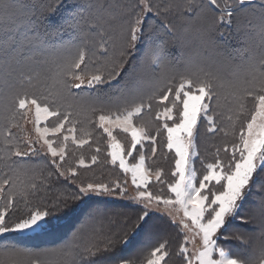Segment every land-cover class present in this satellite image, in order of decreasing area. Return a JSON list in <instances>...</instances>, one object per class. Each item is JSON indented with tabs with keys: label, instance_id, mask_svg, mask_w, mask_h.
Segmentation results:
<instances>
[{
	"label": "snow or ice",
	"instance_id": "6c2138e0",
	"mask_svg": "<svg viewBox=\"0 0 264 264\" xmlns=\"http://www.w3.org/2000/svg\"><path fill=\"white\" fill-rule=\"evenodd\" d=\"M205 132L226 138L211 161ZM101 165L117 174L82 178ZM93 197L134 212L25 243ZM154 219L119 264H264V0H0V264H106Z\"/></svg>",
	"mask_w": 264,
	"mask_h": 264
},
{
	"label": "trees",
	"instance_id": "16d2710c",
	"mask_svg": "<svg viewBox=\"0 0 264 264\" xmlns=\"http://www.w3.org/2000/svg\"><path fill=\"white\" fill-rule=\"evenodd\" d=\"M72 2L73 0H66V3L69 5H71ZM106 2H110V0H106ZM150 21L151 23H155V21H152V20ZM157 36L160 39L166 38L163 36V34H160V33L154 34V38ZM64 39H67V34H65ZM221 44L224 46L226 54H229L231 56H237V57L241 55V53L238 50L241 47H243V45L240 42H238V40L235 38V33L233 32L231 28L226 29V34L221 39ZM168 52L170 56L173 57L174 59L179 58L181 56V49L176 44H169ZM217 136H219V138H216L218 142L223 143L224 140L226 139L223 136V134H220ZM201 139H202V136H201ZM227 139H231V137L229 136L227 137ZM200 150H201V147H200ZM202 158L206 160L208 159L206 156ZM157 162H159L160 164L159 166L164 167L165 170H167V168L169 167V163L164 160H161V161L159 160ZM196 166H197L198 174L203 171V169L200 170L201 169L200 164L199 165L197 164ZM106 169L111 171L110 176L97 175V173L94 170L89 171V172H93L92 173L93 179H99V178L107 179V178H110L112 175L117 174L115 172V169H110L108 166H106ZM89 175L90 174L85 173L84 176H82V178L89 179ZM58 184L66 185V182L59 181V182L54 183L52 185V191L46 194L49 199L54 198L58 194V187H57ZM78 202L79 201L71 203L67 209L63 210L61 213L57 214L56 216H53L59 219L65 218V220H68V222L57 225L53 227L52 229L50 228V231L47 235H41L40 237H37L36 240L42 239L39 242L45 244L46 246L47 244L49 245L59 244L61 242L69 240L72 236V233L88 218L89 214L93 213L95 210H102L105 214V217L111 218L115 224H119L120 221L125 216L132 215L134 212V208L130 206L128 203H125L122 201L106 200V199H101V198L89 199L87 202L83 204L84 206L81 208L82 209L81 211L78 210L77 212H74L73 210L77 207ZM53 217L51 218V221L53 220ZM160 223H161L160 221L154 219L149 223V226L145 229L146 232H144L143 235H133L129 237V240H128L129 242L127 244L118 246L112 253L108 254L107 257L104 258L106 260V264H119L121 260L134 256L140 249L145 239L146 234L149 231L153 230L154 225H159ZM240 227H241L240 222L237 221L233 225L232 231L234 230L237 231ZM48 236L51 237L53 240L51 241L45 240V239H48ZM221 245L223 247H226L228 245L236 251H241V247L239 243L238 242L236 243L234 240H222ZM39 246L35 248L38 249V248L46 247V246H41V247Z\"/></svg>",
	"mask_w": 264,
	"mask_h": 264
},
{
	"label": "rangeland",
	"instance_id": "374dc122",
	"mask_svg": "<svg viewBox=\"0 0 264 264\" xmlns=\"http://www.w3.org/2000/svg\"><path fill=\"white\" fill-rule=\"evenodd\" d=\"M149 23H151V21H149ZM146 120L148 119H153L154 120V116L153 117H145ZM28 127H31V125H29ZM216 138H219V136H212L208 133H203L202 134V139L200 140V147H201V154H202V157H207L209 161H211L213 158H212V153L214 151V145H218V144H222V142H218ZM118 139L127 144L128 143V138L126 137L125 134L123 133H118ZM209 143V145H208ZM79 154V152H78ZM91 153L89 151H87V149L84 150V155L85 157L87 158ZM159 161V160H158ZM161 161V160H160ZM199 165V163H197ZM159 162H157L156 164H154L153 166H159ZM197 167V166H196ZM202 170V168L200 169ZM94 171L97 173V175H104V176H110L111 175V171L107 170L106 169V166L105 165H101L100 167H95L94 166ZM93 172H87L86 174H90L89 175V179H93V175H92ZM93 198H97V197H93ZM101 199H106V200H113V201H122V202H125V203H128L127 201H123V200H118V199H111V198H101ZM89 199H85V200H82V201H79L78 204H77V207L73 210L74 212H77L78 210H82L81 208L84 206L83 204L85 202H87ZM129 204V203H128ZM83 213V212H82ZM68 222V220H65L64 219H59L57 217H53V220L51 221L50 223V226H49V231H50V228L52 229L53 227L57 226V225H60V224H64ZM148 230V229H147ZM230 231H232V229H230ZM235 231V230H234ZM146 232V231H145ZM144 232L140 233L139 235H143ZM133 235H136L135 233H133ZM132 235V236H133ZM33 240V241H32ZM38 240V241H37ZM34 238V239H30V240H26L25 243L29 246V247H32V248H35V247H41V246H46L45 244L39 242L41 241L42 239H37ZM47 241H51L53 240L51 237L48 236V239H45ZM235 241V240H234ZM129 242V241H128ZM237 243V241H235ZM30 243V244H28ZM232 244V242H231ZM229 244V245H231ZM47 246H51L49 244H47ZM46 246V247H47ZM226 251L228 252H236V250H234L233 248H231L230 246H226L224 247ZM36 249V248H35ZM40 249V248H38Z\"/></svg>",
	"mask_w": 264,
	"mask_h": 264
}]
</instances>
